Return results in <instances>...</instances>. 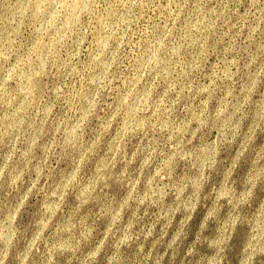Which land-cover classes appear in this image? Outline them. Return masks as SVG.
I'll return each mask as SVG.
<instances>
[{
	"label": "rangeland",
	"instance_id": "obj_1",
	"mask_svg": "<svg viewBox=\"0 0 264 264\" xmlns=\"http://www.w3.org/2000/svg\"><path fill=\"white\" fill-rule=\"evenodd\" d=\"M0 264H264V0H0Z\"/></svg>",
	"mask_w": 264,
	"mask_h": 264
}]
</instances>
